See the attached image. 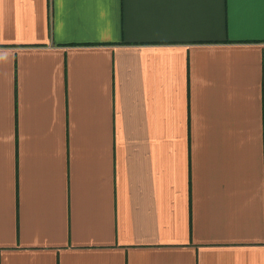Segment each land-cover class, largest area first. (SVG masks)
I'll return each mask as SVG.
<instances>
[{
	"label": "crops",
	"instance_id": "0c3cea01",
	"mask_svg": "<svg viewBox=\"0 0 264 264\" xmlns=\"http://www.w3.org/2000/svg\"><path fill=\"white\" fill-rule=\"evenodd\" d=\"M0 264H264V0H0Z\"/></svg>",
	"mask_w": 264,
	"mask_h": 264
}]
</instances>
